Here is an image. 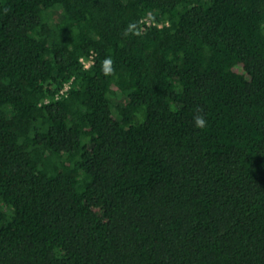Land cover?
Wrapping results in <instances>:
<instances>
[{"label": "trees", "instance_id": "16d2710c", "mask_svg": "<svg viewBox=\"0 0 264 264\" xmlns=\"http://www.w3.org/2000/svg\"><path fill=\"white\" fill-rule=\"evenodd\" d=\"M0 264H264V0H0Z\"/></svg>", "mask_w": 264, "mask_h": 264}, {"label": "built area", "instance_id": "2783aa9c", "mask_svg": "<svg viewBox=\"0 0 264 264\" xmlns=\"http://www.w3.org/2000/svg\"><path fill=\"white\" fill-rule=\"evenodd\" d=\"M148 24H151L150 21H148ZM94 56H90V58H81V63L84 65L85 68H89L92 64ZM73 80H71L69 83H67L64 88L59 92V94L56 96V98H61L62 96H66L68 94V91L70 90L72 86Z\"/></svg>", "mask_w": 264, "mask_h": 264}, {"label": "clouds", "instance_id": "9594fccd", "mask_svg": "<svg viewBox=\"0 0 264 264\" xmlns=\"http://www.w3.org/2000/svg\"><path fill=\"white\" fill-rule=\"evenodd\" d=\"M106 65L110 63L109 60H105L104 62ZM199 124L203 125V120L198 121Z\"/></svg>", "mask_w": 264, "mask_h": 264}]
</instances>
